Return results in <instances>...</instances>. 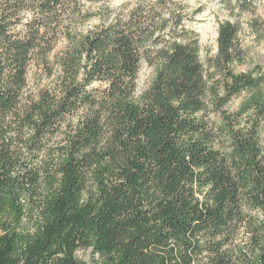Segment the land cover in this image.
Instances as JSON below:
<instances>
[{"label": "trees", "instance_id": "obj_1", "mask_svg": "<svg viewBox=\"0 0 264 264\" xmlns=\"http://www.w3.org/2000/svg\"><path fill=\"white\" fill-rule=\"evenodd\" d=\"M111 1L0 0V264H87L79 248L94 264H244L229 248L247 223V264H264L258 124L207 113L243 92L264 103V69L234 67L241 26L222 22L203 62L184 0ZM33 65L58 70L35 95Z\"/></svg>", "mask_w": 264, "mask_h": 264}, {"label": "rangeland", "instance_id": "obj_2", "mask_svg": "<svg viewBox=\"0 0 264 264\" xmlns=\"http://www.w3.org/2000/svg\"><path fill=\"white\" fill-rule=\"evenodd\" d=\"M184 3L188 17L193 18L190 20V27L199 35L203 62H206L207 57L215 55L217 52V37L220 24L230 21L241 26L239 37L240 43L245 50L244 61L236 63L234 66L236 71L258 73L259 66L264 69V0H256V9L250 6L247 10L240 8L236 0H184ZM128 4V0H112L108 3V6L112 9H119ZM97 23H99V20L95 18L88 22L85 28H90ZM65 43L61 41L57 45L55 54L62 52ZM53 58L51 59L52 64L55 61ZM53 69L51 76H48L44 73L47 70L45 67L41 66L38 68V66L33 65L29 72V93L35 95L42 89L52 87L58 74V70L56 68ZM153 76L154 67L144 63L138 75V94L149 86ZM262 91L264 92V85ZM246 96V93L243 92L240 96L234 97L227 105L223 106L219 112H216L215 108L207 113H209L212 122L218 125L224 124L226 121L225 117L236 118L239 117L237 113H241L243 117L240 118L241 120L258 124L260 140L264 146V103L260 101L252 103V106L248 105L249 102L246 100ZM219 138L224 139V136L219 135ZM221 145H224V143H221ZM251 236H254L253 225L247 223L229 248L236 260L239 259L244 264H247L254 257ZM76 257L79 261L87 264H94L100 258L98 254L93 252L92 248H79L76 251Z\"/></svg>", "mask_w": 264, "mask_h": 264}]
</instances>
